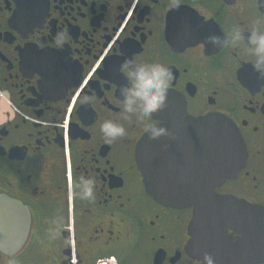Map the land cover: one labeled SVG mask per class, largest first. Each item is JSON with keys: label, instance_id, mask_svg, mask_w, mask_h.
<instances>
[{"label": "flooded vegetation", "instance_id": "1", "mask_svg": "<svg viewBox=\"0 0 264 264\" xmlns=\"http://www.w3.org/2000/svg\"><path fill=\"white\" fill-rule=\"evenodd\" d=\"M253 31L264 33V0H0V193L30 214L24 245L0 252V264H226L249 231L241 205L264 209V67ZM126 61L169 67L168 93L186 114L222 115L242 141L244 165L212 187L231 218L200 222L196 258L186 251L195 206L156 201L136 151L146 125L170 129L153 156L180 165L193 192L215 142L160 112L125 113ZM107 119L126 135L106 140ZM81 177L94 180V198L82 196Z\"/></svg>", "mask_w": 264, "mask_h": 264}, {"label": "water", "instance_id": "2", "mask_svg": "<svg viewBox=\"0 0 264 264\" xmlns=\"http://www.w3.org/2000/svg\"><path fill=\"white\" fill-rule=\"evenodd\" d=\"M176 100L175 95L167 93L165 107L156 112L163 115L161 119L165 121L164 124L190 126L193 131L199 132L202 135L200 138L207 143L210 144L214 140L217 148L214 160L210 157L203 161L201 167L206 173L199 178V181H202L201 188L191 192L190 187H187L189 179L185 177L180 165L175 161L160 162L153 156L155 141L150 139L148 133L137 145V163L145 187L156 201L171 207L195 206V216L190 225L193 239L186 247V251L196 258L199 252L200 222L210 218L221 224L223 220L231 218L230 212H221L226 210L229 201L216 196L212 187L235 176L244 165L245 154L238 133L226 117L218 114L200 118L189 117L185 106ZM181 131L185 132L186 129ZM207 197L210 201L206 200ZM241 208L246 212L245 217L241 219L245 227H249V231L244 233L241 241L231 244L232 253L226 264H254L264 260V209L251 205L246 207L241 205ZM214 228L216 229L217 225H210L205 232ZM29 229L30 214L27 208L21 202L0 193V252L19 250L27 239ZM210 257L213 260L217 259V256Z\"/></svg>", "mask_w": 264, "mask_h": 264}, {"label": "clouds", "instance_id": "3", "mask_svg": "<svg viewBox=\"0 0 264 264\" xmlns=\"http://www.w3.org/2000/svg\"><path fill=\"white\" fill-rule=\"evenodd\" d=\"M64 39V34H59L56 37L57 44H61ZM240 39V32H235L233 40L239 41ZM249 39L252 45L250 50L256 57L257 66L264 67V33L253 31ZM211 40L216 45L223 42L218 36L211 37ZM124 73L128 78V83L121 87L120 93L123 97L125 113H135L141 119H145L165 107L168 88L173 77L169 67L156 62L126 61ZM146 128L150 139H159L161 136L170 135L169 130L164 126L148 124ZM101 132L109 142L126 135L125 127L112 119H107L101 124ZM79 182L82 187V196L94 198V180L89 177H81ZM206 259L208 264H213L210 257H206Z\"/></svg>", "mask_w": 264, "mask_h": 264}]
</instances>
